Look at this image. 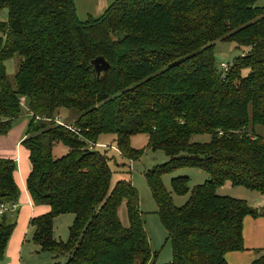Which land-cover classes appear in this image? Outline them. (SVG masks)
I'll return each mask as SVG.
<instances>
[{"label": "trees", "instance_id": "1", "mask_svg": "<svg viewBox=\"0 0 264 264\" xmlns=\"http://www.w3.org/2000/svg\"><path fill=\"white\" fill-rule=\"evenodd\" d=\"M257 1L115 0L99 18L80 22L73 0H0L7 12L0 136L23 99L26 191L34 206L49 209L29 222L41 251L67 255L64 264H154L137 190L123 179L112 186L108 157L88 149L102 135H114L130 162L143 153L130 146L137 135L169 159L144 175L170 246L164 264H227L228 253L245 250L243 222L258 211L217 191L229 184L264 199V137L254 133L264 127V8ZM216 42L243 51L226 74L215 64ZM97 57L109 64L99 78L91 65ZM60 109L74 114L72 122L56 119ZM197 135L210 140L192 142ZM58 144L67 152L55 157ZM179 168L199 169L208 180L190 189L186 177L171 179L172 194L189 195L176 207L162 177ZM15 172V161L0 159V205L8 209L20 196ZM6 212L0 261L14 230ZM64 214L74 215L66 243L53 237V220ZM252 264H264V252Z\"/></svg>", "mask_w": 264, "mask_h": 264}, {"label": "rangeland", "instance_id": "2", "mask_svg": "<svg viewBox=\"0 0 264 264\" xmlns=\"http://www.w3.org/2000/svg\"><path fill=\"white\" fill-rule=\"evenodd\" d=\"M257 6L264 8V0H258ZM1 13L3 14L1 15ZM5 15L6 10H0V19L3 20L5 18ZM242 53V49L236 48L232 43L216 42L214 54L215 64L217 68L221 70V64L229 66L233 59L241 56ZM13 62L14 60L9 62L8 64L12 66V69L9 71V73H14L15 71ZM245 74L246 72H243V75ZM12 75L13 74H9V76ZM23 105H25L24 100L23 102H21L20 115L17 119L14 120V125L12 127H16L17 125L20 126L22 123H25V121L27 122V110L25 107H23ZM57 115H59V118L56 119L65 123L72 122L75 117L73 113L65 109H60ZM25 130L26 125L23 129V134L25 133ZM254 133L264 137V127L255 126ZM114 138V135H102L98 141V144L104 145L106 147L91 148L90 146L92 145V143H89L87 145L88 149H95L108 157L110 168L113 171L111 181L112 186L116 181L123 179L130 181L134 188L137 190L139 196V210L142 216L144 230L147 234L151 252L156 255L154 264H164L167 262L166 260H169L170 258V246L169 243H167L165 240L166 232L162 224L160 223V220L156 213V204L151 197L144 175L146 171L166 163L169 159L162 151H152L147 149V136L137 135L130 139V146L136 150L143 149V153L137 160L130 162L119 155V152L115 148ZM209 140V135H197L191 138V141L196 143H206ZM66 151L67 149L64 146L58 144L54 147L53 155L55 157H59L65 154ZM177 177H186L189 180L188 186L190 189L194 186L201 185L208 180V175L196 168H179L169 174L164 175L162 177L163 185L165 189L171 194L173 204L176 207L182 206L187 201L189 196H176L171 193L170 181L171 179ZM217 193L220 196H229L231 198L243 200L249 207L253 209L258 207L257 204L260 202V200L262 201V197L257 192L248 191L242 187H231L229 184H226L222 188L218 189ZM8 211L9 209L7 210V212ZM23 212L24 211H22L21 213ZM12 213L14 214L7 213V222L14 224V230L11 236L17 234L14 232H16L17 229H20V226L22 224L20 216L16 214V210ZM258 214L260 215L261 213L258 211ZM119 217L122 224L127 225L126 212L123 205L119 209ZM73 220L74 215L72 214L60 215L53 220V237L56 241H61L63 243H66L68 241L69 229L73 224ZM27 229L29 232L26 233L27 238L20 251H18L19 246H16V255H18V257L20 258L21 264H64L67 261V255H58L55 258L53 254L41 251L40 248H38V246L35 245L32 241L33 229L31 227ZM248 231L252 233L253 229L250 227ZM263 252V248L253 249L252 247L248 248V250L246 251V253H248L249 255L253 253L254 255H256V257H259Z\"/></svg>", "mask_w": 264, "mask_h": 264}, {"label": "crops", "instance_id": "3", "mask_svg": "<svg viewBox=\"0 0 264 264\" xmlns=\"http://www.w3.org/2000/svg\"><path fill=\"white\" fill-rule=\"evenodd\" d=\"M114 1L115 0H73V3L78 20L80 22H84L89 17L93 19L99 18ZM2 14L3 13H1V15ZM0 20L3 22L7 20V12L5 18ZM8 64L9 62L6 64V72L8 75L13 74L12 72L9 73V71L12 69V66ZM23 107H25L27 110V122L25 121V123H22L20 126L17 125L16 127H12L6 135L0 136V159H11L15 161L16 172L14 178L20 189V196L15 208H10L9 211L5 213V215L7 218L8 214H14L12 212L16 210V214L19 215L22 220L20 229H17V231L14 232L18 235L16 234L17 236L13 235L10 236L11 238H9L7 244L8 248L6 247L4 255L5 259L0 261V264H21L20 258L18 255H16V246H19L18 251H20L22 245L26 241V233L29 232L27 228H30V220L37 216L46 214L49 211L48 207L46 206H34L31 203L29 195L26 191L25 181L30 172V163L28 160V152L24 147H22L21 142L25 136V133L23 134V129L25 128V125L27 126L30 113L25 105H23ZM13 125L14 124H12V126ZM257 205L258 207L254 209L260 211L261 214H258L256 217L247 216L243 222V241L245 250L242 252L228 253L225 256L227 264H252V262L257 257L253 253L250 255L246 253L248 248H263L264 251V199L262 198V201L260 200ZM22 211L24 212L21 213ZM250 227L254 232L252 231V233H250L248 231ZM169 257L171 258V251ZM169 260L166 261L168 262Z\"/></svg>", "mask_w": 264, "mask_h": 264}, {"label": "water", "instance_id": "4", "mask_svg": "<svg viewBox=\"0 0 264 264\" xmlns=\"http://www.w3.org/2000/svg\"><path fill=\"white\" fill-rule=\"evenodd\" d=\"M91 65L94 68V71H95L97 78H99L102 73H104L105 71H107L109 69V64L102 57L95 58L91 62Z\"/></svg>", "mask_w": 264, "mask_h": 264}, {"label": "built area", "instance_id": "5", "mask_svg": "<svg viewBox=\"0 0 264 264\" xmlns=\"http://www.w3.org/2000/svg\"><path fill=\"white\" fill-rule=\"evenodd\" d=\"M220 68H221V71H222L223 74H226V73L228 72V70H229V66H227V65H225V64H221V65H220ZM21 102H23V99H21ZM58 123H59V122H58ZM59 124H61V123H59ZM72 131H75V130H72ZM90 147H91V148H92V147H102V148H104V147H106V146H104V145H99V144H92ZM11 208H15V206L12 205ZM7 209H8V207H7L6 205H0V216H1L4 212H6Z\"/></svg>", "mask_w": 264, "mask_h": 264}]
</instances>
